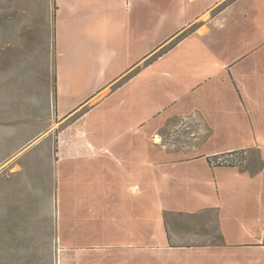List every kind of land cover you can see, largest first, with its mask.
Masks as SVG:
<instances>
[{"label":"rangeland","instance_id":"1","mask_svg":"<svg viewBox=\"0 0 264 264\" xmlns=\"http://www.w3.org/2000/svg\"><path fill=\"white\" fill-rule=\"evenodd\" d=\"M57 9V0H0V264H264V246L256 245L264 229L237 222L220 228L214 212L169 215L170 246L116 244L131 238L114 210L107 154L66 161L64 152L67 141L113 151L109 144L119 137L135 139L128 131L137 119L162 108L149 125L188 116L169 134L184 154L198 140L191 135L200 125L194 108L212 115L217 137L245 136V116L213 93L216 83L231 78L225 64L245 54L238 64L264 63V49L252 51L264 32V0L241 2L209 26L197 20L196 33L180 39V32L157 49L180 22H154L153 52L110 84L120 64H131L139 52L118 53L113 31L86 32L80 12L64 13L56 37ZM171 42L176 46L163 53ZM220 90L225 93L224 85ZM174 98L178 103L168 106ZM225 111L238 122L229 125Z\"/></svg>","mask_w":264,"mask_h":264},{"label":"crops","instance_id":"2","mask_svg":"<svg viewBox=\"0 0 264 264\" xmlns=\"http://www.w3.org/2000/svg\"><path fill=\"white\" fill-rule=\"evenodd\" d=\"M225 1L227 0H57L56 37L67 20L64 13L68 10L72 17L77 12L81 13L86 21V32L94 27L105 35L113 31L118 43V53L129 49L137 50L139 56L131 64H120L121 71L108 83L110 84L124 79L128 76L125 73L141 64L153 52L148 40L152 38L154 22H180L175 32L160 43L157 49L177 33L198 24L197 20L205 21L209 26L210 21L219 14L228 12L247 0H233L217 14L216 8ZM94 20L98 22L96 25ZM254 47L253 52L264 49V32ZM246 56L247 54L238 60H232L231 64H225L226 69L231 70V78L227 77L216 83L213 93L218 103L223 101L222 94L225 95V100L245 116L248 133L243 137H233L231 132L224 137H217L215 123L208 117L212 115L194 108L200 125L194 128L191 135L198 140L194 145L195 151L184 154V150L179 149L176 138L169 134L179 127L177 122L188 116L186 113L173 114L158 125H149L167 109L162 108L159 112H150L137 119L128 131L130 136L135 135V139L122 140L123 137H119L109 144L113 151H109L106 145L90 141L70 142L68 145V141L66 142V161L107 154L102 156L109 158L112 164L109 165L111 173L108 175L113 178L111 190L114 210L119 212L121 221L127 226L123 230L128 231L131 238L128 242L112 243L161 247L169 245L171 239L169 240L167 232L168 216L175 214L199 218L214 212L218 214L216 220L220 228L224 223L237 222L241 228L264 229V63L238 64ZM103 66L105 68L107 64ZM243 67L245 69L241 71ZM136 75L137 73L129 80ZM208 80L197 81L192 90L203 87ZM222 85L225 93H221ZM177 103L178 99L174 98L168 106ZM225 113L229 125L238 122L232 111ZM154 138L163 140L159 144L154 142ZM243 148L250 150L249 161L243 167H212L208 163L207 157L210 154ZM100 174L106 176V170L102 169ZM67 181L66 177V197ZM65 212L67 219L69 207H65ZM169 236L171 238L170 230ZM184 247L188 246L177 248Z\"/></svg>","mask_w":264,"mask_h":264},{"label":"built area","instance_id":"3","mask_svg":"<svg viewBox=\"0 0 264 264\" xmlns=\"http://www.w3.org/2000/svg\"><path fill=\"white\" fill-rule=\"evenodd\" d=\"M249 158L250 150L243 148L210 154L207 160L212 167H243L248 163Z\"/></svg>","mask_w":264,"mask_h":264},{"label":"trees","instance_id":"4","mask_svg":"<svg viewBox=\"0 0 264 264\" xmlns=\"http://www.w3.org/2000/svg\"><path fill=\"white\" fill-rule=\"evenodd\" d=\"M232 1H233V0H227V1L223 2V3H221L220 5H218V7L216 8V13L218 14L220 11H222V10L225 8L226 5L230 4ZM197 27H198V24H193V25H191V26L188 27L187 29L183 30V31L177 36V38L180 37V39H182L183 37H185V36H187V35L193 33V32L197 29ZM177 34H178V33H177ZM177 34H176V35H177ZM55 36H56V33H55ZM54 43H55V40H54ZM169 45H170V46H169V47L167 48V50L164 51L163 53L168 52L169 50H171L172 48H174V47L176 46V44H174L173 42H171ZM163 53H162V54H163ZM160 56H161V55H160ZM152 58H154V57H152ZM152 58H151V59H152ZM146 61H147L148 63H151V62H150V58L147 59ZM127 77H129V75L126 76V78H127ZM130 77H131V76H130ZM167 232H168V237H169V240H170L171 238H170V236H169V229H167ZM219 236L221 237V243H217V244L223 245V244H224V237H223L222 233H220ZM215 244H216V243H215ZM256 245H262V246H264V236H263V242L260 243V244L258 243V244H256ZM184 246H185V245H184Z\"/></svg>","mask_w":264,"mask_h":264},{"label":"bare ground","instance_id":"5","mask_svg":"<svg viewBox=\"0 0 264 264\" xmlns=\"http://www.w3.org/2000/svg\"><path fill=\"white\" fill-rule=\"evenodd\" d=\"M160 140V139H159Z\"/></svg>","mask_w":264,"mask_h":264}]
</instances>
